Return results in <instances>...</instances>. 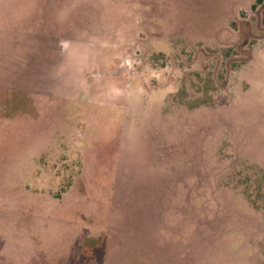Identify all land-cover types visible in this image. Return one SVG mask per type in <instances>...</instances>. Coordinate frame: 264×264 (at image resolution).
<instances>
[{
    "label": "rangeland",
    "instance_id": "rangeland-1",
    "mask_svg": "<svg viewBox=\"0 0 264 264\" xmlns=\"http://www.w3.org/2000/svg\"><path fill=\"white\" fill-rule=\"evenodd\" d=\"M0 0V264H264V0Z\"/></svg>",
    "mask_w": 264,
    "mask_h": 264
},
{
    "label": "trees",
    "instance_id": "trees-1",
    "mask_svg": "<svg viewBox=\"0 0 264 264\" xmlns=\"http://www.w3.org/2000/svg\"><path fill=\"white\" fill-rule=\"evenodd\" d=\"M262 0H257V4L253 6V10H255L257 8L258 5H260Z\"/></svg>",
    "mask_w": 264,
    "mask_h": 264
}]
</instances>
